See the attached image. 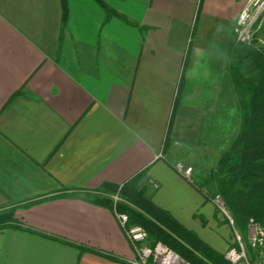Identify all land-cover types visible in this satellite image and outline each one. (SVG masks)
Instances as JSON below:
<instances>
[{
    "label": "crops",
    "instance_id": "1",
    "mask_svg": "<svg viewBox=\"0 0 264 264\" xmlns=\"http://www.w3.org/2000/svg\"><path fill=\"white\" fill-rule=\"evenodd\" d=\"M247 2L66 0L64 20L63 0H0V210L23 227L0 230V264H131L101 197L142 172L156 205L226 253L232 227L176 166L200 179L226 148Z\"/></svg>",
    "mask_w": 264,
    "mask_h": 264
},
{
    "label": "trees",
    "instance_id": "2",
    "mask_svg": "<svg viewBox=\"0 0 264 264\" xmlns=\"http://www.w3.org/2000/svg\"><path fill=\"white\" fill-rule=\"evenodd\" d=\"M63 6L65 20L66 0ZM107 12L114 13L108 8ZM261 20L259 34L264 35V16ZM228 58L241 115L239 135L221 153L205 183L213 194L222 195L240 228L246 227L250 218L264 225V45L258 41L236 42ZM144 175L145 172L139 173L121 187L107 183L103 189L109 193L119 191L122 200L118 202V211L147 230L148 243L153 246L161 241L191 264H233L168 210L156 205L140 186ZM101 199L113 204L109 196ZM17 222L15 208L0 210V230L23 228Z\"/></svg>",
    "mask_w": 264,
    "mask_h": 264
},
{
    "label": "built area",
    "instance_id": "3",
    "mask_svg": "<svg viewBox=\"0 0 264 264\" xmlns=\"http://www.w3.org/2000/svg\"><path fill=\"white\" fill-rule=\"evenodd\" d=\"M264 13V0H248L246 7L241 11L235 33L238 42L250 44L254 39V29L261 16ZM176 168L187 178L191 177L193 167L179 163ZM122 200L119 192L113 195L114 209L117 218L124 229L127 238L134 247L135 257L131 264H191L190 261L183 258L177 251L170 248L165 243L158 241L155 245L148 243V232L140 224L132 223L128 214L117 210L118 202ZM212 201L216 204L221 212L230 219L229 212L226 210V203L220 194H215ZM249 230V247L253 251L250 254L243 245L232 246L225 253V257L233 264H264V225L254 218L248 221ZM236 240L243 244L241 235L236 233Z\"/></svg>",
    "mask_w": 264,
    "mask_h": 264
},
{
    "label": "rangeland",
    "instance_id": "4",
    "mask_svg": "<svg viewBox=\"0 0 264 264\" xmlns=\"http://www.w3.org/2000/svg\"><path fill=\"white\" fill-rule=\"evenodd\" d=\"M264 16V13H263V15L261 16V19H262V17ZM259 20V22L257 23V25L255 26V29H254V39L250 42V43H252V42H254V41H258V44L260 43V44H262V45H264V35H261V34H259V32H260V30H261V22H262V20ZM237 24V23H236ZM236 27V26H235ZM236 37H237V35H236ZM257 44V43H256ZM233 113H235V110L233 109V111H232ZM240 120H241V115H240V112H239V107H238V112L237 113H235V114H232V116L230 117V120H229V124L228 125H226V129H227V131H228V139L226 140V142H225V145H226V148L232 143V141L239 135V129H240ZM214 142H216V143H218L217 141H214ZM225 147H224V150L226 149ZM223 150V151H224ZM222 151V152H223ZM217 163V162H216ZM216 166V165H215ZM208 167H211L210 165L208 166ZM215 168V167H214ZM209 170V169H208ZM206 171V172H204L203 173V176H201V178L200 179H197V178H194V176H195V174H197L196 173V171L194 172V168H193V171H192V173H191V177H189L188 179L190 180V181H195V183L197 184V185H199V189L206 195V197L208 198V199H210L211 201H212V197H213V195H217V194H220V193H215V194H213V192L210 190V187L205 183V182H207V179L210 177V174H211V172H212V170H213V168L212 169H210V171ZM220 196L222 197V195L220 194ZM222 199H223V201H225L224 200V198L222 197ZM213 202V201H212ZM214 203V202H213ZM215 205V207H216V210H217V212H218V214L224 219V220H226L228 223H229V225L232 227V229H233V232H234V239H233V245L232 246H238V245H243L244 247H245V249H246V251H248L250 254H253V251L251 250V248L249 247V230H248V223H247V226L246 227H244V228H240L238 225H237V223L235 222V220H234V217H233V215H232V212H231V210H230V208L228 207V206H226V210L229 212L228 214H229V216H231L232 217V219H233V223L230 221V219L229 218H227L226 216H224V214L221 212V210L219 209V207L216 205V204H214ZM236 233H238V234H240L241 235V237H242V239H241V241H242V243L243 244H239V242L236 240V237H235V235H236ZM231 246V247H232ZM227 252V251H226Z\"/></svg>",
    "mask_w": 264,
    "mask_h": 264
}]
</instances>
